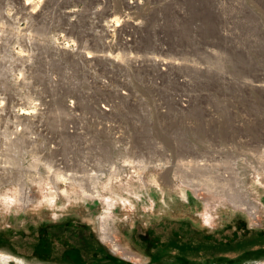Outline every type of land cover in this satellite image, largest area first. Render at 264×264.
<instances>
[{"label":"rangeland","instance_id":"rangeland-1","mask_svg":"<svg viewBox=\"0 0 264 264\" xmlns=\"http://www.w3.org/2000/svg\"><path fill=\"white\" fill-rule=\"evenodd\" d=\"M128 1L0 0V264H264V0H140L137 43L169 62L159 75L124 62L137 104L122 111L169 150L149 153L154 166L139 168L108 143L92 162L99 192L86 196L88 179L60 180L51 138L32 139L28 120L17 135V116H45L63 146L78 140L65 133L64 100L100 92L86 86L79 54L57 50L100 49L107 11L120 15ZM43 94L53 102L41 111ZM110 162L122 177L107 174Z\"/></svg>","mask_w":264,"mask_h":264},{"label":"built area","instance_id":"built-area-1","mask_svg":"<svg viewBox=\"0 0 264 264\" xmlns=\"http://www.w3.org/2000/svg\"><path fill=\"white\" fill-rule=\"evenodd\" d=\"M141 5L143 4L140 0H129L123 12L120 15L116 14L118 20L115 19L114 14L108 13L112 17H109L110 23L106 22L102 27L103 34L100 49L81 50L74 47L68 50H57L58 53L68 51L72 54H79L86 63L87 68L90 69V74H86L85 79V74L79 71L78 68L77 71L84 77L88 88L97 87L100 92L99 95H95L84 90L81 93H83L85 101L83 97L82 100L75 97L64 100L66 108L65 133L71 138L78 136V140H74L67 148L54 135L55 132L52 130L51 133L46 127L45 116H17L19 118V121H16L17 135L24 133V128L21 129L20 125H25L24 120H28L34 124V130L30 134L32 139L39 136L51 138L46 149L56 154L52 163L55 164L54 167L58 171L61 181L81 182L82 177L89 180L88 185L81 187L86 196L94 197L99 192L98 186L100 181L103 180V173L102 171L98 174L94 173L96 171L92 162L98 158L99 153L108 149V143L120 152L139 154V156L133 157L127 153V156H129V160L135 158V162H140L136 166L144 169L157 163L149 158L150 152L167 154L165 152L169 151L159 141L142 137L143 135L139 134L138 128H141L144 124H136L128 112L122 111L126 107L136 106L137 104L136 94L127 86L129 77L123 72L124 62L130 65L131 70L137 72H146L150 68H154L158 72L156 75L163 73L168 63L164 57L159 55L160 53L153 52L137 43L138 38H140L138 26L141 25L142 21L141 19H134L133 13L137 12ZM123 20L125 25L128 24L129 33L127 34L123 32L122 25L119 27L120 22ZM84 39L87 44L95 45L89 37ZM116 46L124 47V49H115ZM101 49H105V51H101ZM158 49L168 51L166 46ZM105 54L109 57H106ZM103 57H105L104 64L100 61V58ZM53 75H51L52 82H58V78ZM71 75H73V70L66 69V77L70 78ZM146 79L149 81L148 77ZM151 81L155 84L161 83L158 76H153ZM181 82H183L182 79ZM40 98L41 101H35L34 106L44 111L53 101L47 94H43ZM177 101L182 106H187L185 98L179 96ZM45 103L46 108L42 105ZM159 105L162 107L161 102H159ZM151 141L152 144H150ZM66 146H69V144H66ZM2 147L0 144V153ZM79 162L82 163L81 167L86 166L84 170H89L88 173H84L86 175L77 173L78 167L76 165ZM115 163L110 162L106 172L116 179L122 177L123 174H121V171L116 170L117 164ZM2 167V164H0V177L2 176ZM128 167L129 169L132 168L129 165ZM128 175L130 176V173Z\"/></svg>","mask_w":264,"mask_h":264},{"label":"bare ground","instance_id":"bare-ground-1","mask_svg":"<svg viewBox=\"0 0 264 264\" xmlns=\"http://www.w3.org/2000/svg\"><path fill=\"white\" fill-rule=\"evenodd\" d=\"M24 1V2H23ZM30 2V0H22V3L23 4H28ZM112 8V7H111ZM111 8H110V10L109 11H107L108 13H110L111 15L112 14H114L113 16L115 17V19H117L118 20V18H117V15H116V9H112L111 10ZM108 13H106V14H108ZM43 16V15H42ZM44 17V16H43ZM204 17V16H203ZM45 20V19H44ZM47 21V20H46ZM45 21V22H46ZM48 21H49V19H48ZM47 21V22H48ZM44 22V21H43ZM53 23H54V21H52ZM47 24V23H46ZM60 24V23H59ZM71 25V24H70ZM196 26V25H195ZM55 27H58V26H56L55 25ZM73 27V26H72ZM84 27V26H83ZM75 28V31L77 30V31H79L80 33H85L86 31L82 28V27H77V25L74 27ZM177 29V28H176ZM179 29V28H178ZM55 30V29H54ZM44 31V30H43ZM56 31V30H55ZM72 31V30H71ZM144 31H146V30H144ZM144 31H142V32H144ZM202 31V30H201ZM54 32V31H53ZM140 33V38H139V40H140V43L143 41L144 42V38H143V36H142V34L143 33ZM183 32H184V30H183ZM72 33V32H71ZM44 34V33H43ZM52 34V33H51ZM144 35V34H143ZM145 36V35H144ZM204 36V35H203ZM86 37V36H85ZM45 38V37H44ZM51 38V37H50ZM94 38V37H93ZM49 39V38H48ZM50 40V39H49ZM91 40H93V39H91ZM138 40V41H139ZM137 41V42H138ZM52 43V42H51ZM142 44V43H141ZM145 44V43H144ZM87 45V44H86ZM172 47V46H171ZM98 48V47H97ZM101 51H105V49H101ZM111 54V53H110ZM105 56L106 57H109V56H107V54H105ZM118 56V55H117ZM100 61H102V63L104 64L105 63V57H103V58H100ZM166 62H169V61H166ZM177 62V61H176ZM170 63H175V61H171ZM179 63H180V61H179ZM177 64V63H176ZM169 66V65H168ZM54 70V69H53ZM39 73V72H38ZM50 74V73H49ZM59 76V75H58ZM51 77V76H50ZM66 80V79H65ZM64 80V81H65ZM67 80H69V83L71 82L70 80H72L71 78H68ZM41 81V80H40ZM63 81V82H64ZM72 83V82H71ZM76 83V82H75ZM64 84V83H63ZM66 84V83H65ZM55 85V84H54ZM62 85V84H61ZM63 86V85H62ZM68 86V85H67ZM69 88V87H68ZM62 91H63V89H62ZM139 114V113H138ZM218 130V129H217ZM177 132V131H176ZM175 137V136H174ZM179 144V143H178ZM172 147V146H171ZM191 151V150H190ZM193 152V151H192ZM188 153V152H187ZM188 158V157H187ZM169 160H170V158H169ZM182 160V159H181ZM199 162V161H198ZM176 163V162H175ZM196 163V162H195ZM174 164V163H173ZM172 164V165H173ZM102 165V164H101ZM135 165V164H134ZM192 166V165H191ZM170 167V166H169ZM172 167V166H171ZM98 169V168H97ZM205 171V170H204ZM138 173V172H137ZM200 174V173H199ZM144 175V174H143ZM75 178V177H74ZM73 179V178H72ZM123 182V181H122ZM227 184V183H226ZM226 187V186H225ZM228 188V187H227ZM227 191V190H226ZM218 192V191H217ZM233 195V194H232ZM249 208H253L252 206H250ZM252 212H255V210L254 211H252ZM103 231H104V233H105V236H106V238H108V239H110L113 243H114V246L116 247V248H118L119 249V246H118V244L115 242V239H114V237L115 236H112L113 234H111V230H110V228H109V225H108V222H107V220H104V222H103ZM176 259V258H175ZM90 264V263H89Z\"/></svg>","mask_w":264,"mask_h":264},{"label":"trees","instance_id":"trees-1","mask_svg":"<svg viewBox=\"0 0 264 264\" xmlns=\"http://www.w3.org/2000/svg\"><path fill=\"white\" fill-rule=\"evenodd\" d=\"M77 228H78V232H77L78 235H79L80 233H83V235H84L85 237L87 236L89 239H91V238H90V235H89V230H88V228H85L84 226H77ZM51 229H52V228H51ZM68 230H69V232H70V229H68ZM45 232H46V233H47V232L49 233L48 228L45 230ZM50 232H51V231H50ZM66 233H68V231H66ZM66 233H65V234H66ZM66 235H67V234H66ZM91 240H92V239H91ZM238 243H239V242H238ZM258 243H259V242H258ZM260 243H262V242H260ZM232 244H233V242L231 243V245H229L230 249L233 248V245H234V244H233V245H232ZM94 247H95V246L92 245V246H91L90 248H88V249L92 251V250H94ZM242 250H245V249H242Z\"/></svg>","mask_w":264,"mask_h":264},{"label":"crops","instance_id":"crops-1","mask_svg":"<svg viewBox=\"0 0 264 264\" xmlns=\"http://www.w3.org/2000/svg\"><path fill=\"white\" fill-rule=\"evenodd\" d=\"M261 242V241H260ZM224 249H226V250H229L230 249V247H228V246H225V247H223Z\"/></svg>","mask_w":264,"mask_h":264}]
</instances>
